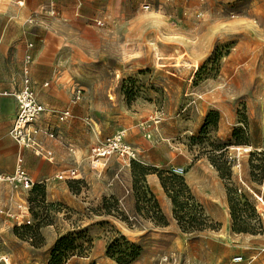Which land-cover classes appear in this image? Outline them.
<instances>
[{
  "label": "rangeland",
  "instance_id": "1",
  "mask_svg": "<svg viewBox=\"0 0 264 264\" xmlns=\"http://www.w3.org/2000/svg\"><path fill=\"white\" fill-rule=\"evenodd\" d=\"M36 1L35 8L42 0ZM51 1L42 10L52 8L56 18L63 8L74 12L59 28L74 46L73 52L65 46V56L79 59L80 75L98 89L89 115L101 127L84 154L88 182L70 180L78 192L68 183L80 201L75 207L51 199L46 183H35L18 162L19 151L15 161L3 162L11 173L21 165L35 186L10 188V198L26 202L30 225L16 210L0 211L2 264H264V0ZM58 114L49 111L43 121ZM122 130L137 152L133 163L167 178L184 169L175 176L184 179L192 200L181 215H202L211 228L183 231L172 200L166 194L171 207L165 211L149 175L134 190L132 163L112 157L103 174L90 168L91 149ZM221 154L232 168L226 179L211 163ZM195 165L200 170L187 176ZM123 168H130V199L96 193L93 180L111 187L110 176H103ZM129 177H119V184ZM227 188L241 220H234ZM151 195L166 227L155 225ZM243 228L247 232L238 231Z\"/></svg>",
  "mask_w": 264,
  "mask_h": 264
},
{
  "label": "crops",
  "instance_id": "2",
  "mask_svg": "<svg viewBox=\"0 0 264 264\" xmlns=\"http://www.w3.org/2000/svg\"><path fill=\"white\" fill-rule=\"evenodd\" d=\"M18 1L23 0H0L2 2L0 4V89L12 92L20 85L24 61L26 56L30 55L32 58L30 72L32 79L36 82L39 101L45 106L47 112L55 111L61 114L69 110L71 116L64 122L59 121L57 117L48 119V122L42 121L44 126L50 125L56 130L61 141L59 143L42 137L45 147L53 153L52 159L43 158L31 150L19 147L12 139L11 129L18 113V104L13 97L0 96V171L11 173V167L3 162L15 161L19 151L18 162L21 157L26 169L32 171L35 183H46L51 199L64 201L69 208L75 207L80 201L68 189V183L72 179L69 177L59 179L58 176L68 173L71 169H78L79 177L76 180L88 182L85 167L87 158L84 154L96 144L97 129L101 127L100 121L91 120L89 115L95 111L93 109L96 106L90 103V99L93 92L97 96L98 89L89 88L88 86L92 84L88 81L89 78L80 75L81 69L78 67L80 60L74 57L68 60L65 56V46L73 47L72 52L74 46L59 28L63 22L71 19L74 12L63 8L59 11V18H56L51 14L52 8L42 10L52 2L51 0H42L37 8L33 5L37 2L36 0H24L23 6L17 5ZM30 44L33 47H29ZM78 88L83 92L81 98L76 100ZM140 119H136L135 122L142 121ZM90 121L94 124H90ZM141 136L146 137V134L142 132ZM126 141L128 142V135ZM67 145H70V148ZM29 158L32 160L31 166ZM190 170L187 176L193 177L200 170V165H195ZM127 172L125 168L121 173L104 175V181L108 176L112 179L111 187H108V182L103 184V180H98L100 182L96 184L93 180V186L97 187L96 193L113 194L122 201L125 198L130 199L132 183L129 177L130 168ZM123 176L129 177V180L119 184L118 178ZM114 178H117V181H114ZM147 181L153 194L165 211H168L171 204L158 175H149ZM10 188L6 185L0 187V211L16 210L21 221L29 219L26 202H16L13 194L10 198L12 192Z\"/></svg>",
  "mask_w": 264,
  "mask_h": 264
},
{
  "label": "built area",
  "instance_id": "3",
  "mask_svg": "<svg viewBox=\"0 0 264 264\" xmlns=\"http://www.w3.org/2000/svg\"><path fill=\"white\" fill-rule=\"evenodd\" d=\"M17 5L23 6V1H18ZM144 11H148L150 6L146 3L142 5ZM55 15V11L51 13ZM98 27L103 26L102 20H97ZM29 47H33L31 44ZM23 75L20 85L12 92L0 89V96L13 97L18 104V113L14 119L11 137L18 144L19 147L31 150L35 154L52 159L53 153L45 147L41 141L40 136L43 134L52 140L58 139L56 130L50 125L43 126V115L47 112L45 106L39 101L36 92V82L31 77L30 67L32 65V58L30 55L26 56L24 61ZM82 90H76V100H79L82 95ZM71 116L69 110L59 114V121L64 122ZM127 130H122L116 134L109 136L102 144L96 145L91 149L90 155V168L97 174H103L105 167L112 157L122 159L128 164L137 159V152L133 146L127 141ZM19 163H22V158H19ZM175 175H184L185 171L182 168H175L172 170ZM69 177L75 180L79 177L78 169H71L68 173L58 176L59 179ZM6 185L14 189L22 188L32 190L35 183L21 165L15 170L14 173H4L0 171V187ZM22 224L30 225V220L22 221ZM3 259L0 258V264ZM235 262L242 261V257L236 258ZM6 263V262H5ZM7 264V263H6Z\"/></svg>",
  "mask_w": 264,
  "mask_h": 264
},
{
  "label": "trees",
  "instance_id": "4",
  "mask_svg": "<svg viewBox=\"0 0 264 264\" xmlns=\"http://www.w3.org/2000/svg\"><path fill=\"white\" fill-rule=\"evenodd\" d=\"M131 163H132L133 188L135 191H138L139 189V187H137L138 183H140L141 181L146 182V177L148 175H154V174L158 175L163 189L165 190L166 194L173 202L174 217L183 231L188 232V233H193V231L201 232L205 229L212 227L208 225L206 218L202 217V215L194 216L193 218L189 220H187L184 215H181L185 206L192 200L188 186L185 184L184 179H179L175 175H172L167 178L165 176L164 171H159L155 168H147L140 164L133 163V161ZM211 163L214 166V168L217 170V172L219 173L222 179H226L230 176L232 168L231 166H229V162L225 159L223 154H221L220 156H215L213 159H211ZM75 183H80V182L78 181ZM69 186L71 189L75 188L76 192H78V189H76V187L73 186V182L69 183ZM178 186L180 188L176 190V187ZM227 192H228V195H230L228 196L229 197L228 201L230 203V207L232 210V214L234 216V220H241L240 219L241 213L236 208L237 205L234 204L232 201L231 190L227 188ZM151 201L153 203V208L156 210V214H157V218L154 220L155 225L157 227H166L168 225L167 219L164 216V214L161 212L159 204L153 195H151ZM136 207L138 210L137 212L139 213L141 211V208H140V197L138 195H137ZM23 227L25 228H22V229L34 231V229L31 227H27V226H23ZM39 227L40 225H37L35 229H38ZM238 231L247 232V229L246 228L238 229ZM63 242H65V239L61 238L59 243L62 244Z\"/></svg>",
  "mask_w": 264,
  "mask_h": 264
}]
</instances>
